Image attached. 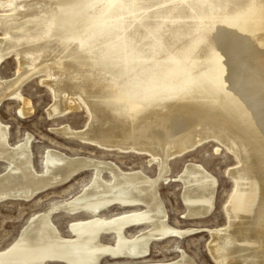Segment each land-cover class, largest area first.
I'll return each mask as SVG.
<instances>
[{
  "label": "bare ground",
  "instance_id": "6f19581e",
  "mask_svg": "<svg viewBox=\"0 0 264 264\" xmlns=\"http://www.w3.org/2000/svg\"><path fill=\"white\" fill-rule=\"evenodd\" d=\"M0 11L6 12L0 13V62L13 55L17 72L29 71L23 72L17 87L43 73L39 82L47 85L54 101L47 115L71 109L61 107L63 95L72 102L76 96L87 109L90 123L83 132L67 128L60 135L104 150L148 153V162L159 167L158 177L150 179L112 161L68 158L52 149L43 155L38 172L31 162L29 137L10 145L8 127L0 122V159L6 163L0 172V200H28L92 167L90 182L78 195L28 219L16 239L0 249V264H98L103 257L138 259L122 264H195L181 249L172 261L145 260L151 242L191 231L169 226L156 187L165 161L202 140L189 144L187 133L175 138L185 124L172 118L180 113L197 115L241 163L229 172L235 191L224 208L226 224L211 231L206 251L216 264H264V167L257 151L258 145L264 147V0H0ZM242 26L249 34V28L255 29L252 36L261 39L254 38L249 61L239 70L244 79L220 92L216 80L208 78H219L218 59ZM234 65L233 61L225 67L233 70ZM2 83L0 101L13 95L28 103L17 89L5 91ZM19 113L25 114L22 108ZM160 120L168 123L162 142L179 149L159 156L144 143L135 146L142 137H158L153 127ZM151 127L152 134H145ZM127 139L130 145L112 143ZM178 179L186 215L205 216L213 207L215 179L191 163ZM113 205L127 209L100 215ZM57 209L89 217L72 220V235L66 237L50 218ZM144 223L146 227L126 234L128 227ZM108 233L113 241L102 242L101 236Z\"/></svg>",
  "mask_w": 264,
  "mask_h": 264
},
{
  "label": "rangeland",
  "instance_id": "374dc122",
  "mask_svg": "<svg viewBox=\"0 0 264 264\" xmlns=\"http://www.w3.org/2000/svg\"><path fill=\"white\" fill-rule=\"evenodd\" d=\"M0 13L6 12L0 11ZM242 27L243 28L238 34L229 37V48L227 47V50H225L223 55L218 59L221 69L219 68V71H216L219 73L220 79L218 76L214 77V75L208 78L209 82L211 80H216L215 82L218 83L216 88H218L217 90L220 92H224L226 89L225 86L230 82L233 84L231 87H234L236 86L235 82H238L239 79H244V77L241 76L239 70L245 63L249 61V51L254 45L252 42L256 41V38H258V40L261 39V37L252 36V32H254L255 29L249 28L251 32V34H249L248 31H246V28H244L245 26ZM258 28L261 29L262 26H258ZM9 56L0 62V80L3 82L2 84L5 88V91L17 89L21 97L23 96L22 98L27 100L28 103L24 105L20 98L18 99V97H14L13 95L12 97L11 95L4 97L2 99L3 101H0V122L4 125H7L8 127L7 139L10 145L23 142L27 136L29 137L28 145L30 147L29 150L31 153L30 158L35 171L39 172L41 170V160L45 156L46 152L48 150L52 151V149H54V152H58L64 156L66 155L68 158L80 157L95 161H112L125 171L134 172L135 170H140L150 179H156L158 177L159 167L156 166L157 163L154 161L151 163L148 162L150 159L148 153L137 154L131 152L130 150L128 152H120L115 150V148L112 150H104L87 142L84 143L78 137L69 134L60 135L67 128L72 132H83L84 127L90 123L86 107L76 96H69H72L74 99V102H72L70 99H68L67 95H63L61 107L70 105L71 109L60 113V115H47L48 110H50V107L54 101L47 85L39 82L41 79H43V73H35L31 75V77L21 82L19 87H17V81H19V78L25 74L23 72L26 70L27 72L29 71L28 69L24 68V71L20 70L22 74L17 72V61L13 55ZM233 61L236 63V65L233 67V70L229 69V67H225L226 65H229V63L232 64ZM233 73L236 76L235 79H232L231 75H228ZM224 74L227 75L225 78L222 77ZM2 79H4L5 82ZM222 83L225 88L219 86V84ZM6 85H9V87ZM213 88L214 86H212V88L210 87L209 90H212ZM226 102H230L229 104H232L234 101L226 99ZM77 105L80 106L78 107ZM20 108H22L25 114L21 115L19 113ZM181 114L182 113L176 114L174 117H172L173 119H178L180 122L185 123L184 125L180 126L181 128L179 131H177L175 138L178 139L183 134L187 133L189 144L194 143V141H196V139L198 140L199 138H202V140L198 143H194V145L187 149L186 152L184 151L181 154H176L169 157L170 159L168 158L169 160H166L167 163L165 161V169L161 172L162 177L158 178L156 187H158L157 190L160 200L163 203L167 216L166 221L169 226L180 231L188 229H191V231L180 238L176 235H171L165 237L163 240L153 241V243L151 242L150 251L145 260L151 262L172 261L178 258L180 254L178 251L181 249L184 250L189 260H193L192 262L195 261V264H216L214 263V260L211 259L212 257L210 258V253L207 252L208 249L206 247L212 239L213 234L211 235V231L213 232L218 228H222L226 224L224 208L235 191V183L230 177L229 172L234 171L236 166H238L236 168H239L241 163H239L240 160L236 153H234L228 147V145L214 139L212 135L215 131L210 129V132L207 124H205V122H200L197 115H186L183 113L182 116H180ZM259 117L260 116H258V119ZM255 118L257 119V116ZM167 126L168 123L166 121L160 120L158 121V124L153 127L154 133H157V138L146 136V138L142 137L143 139L141 138L133 143H135V146L137 145V147H141L139 144L144 143L145 147H149L148 150L153 151V153H156L159 156L166 154L167 152H175L179 149L178 145H165L164 142H162L166 135L165 133L167 132ZM262 128H264V126ZM153 131L151 127L150 129H147V131H144V133H148L149 135L152 134ZM228 131L232 132L231 128H228ZM262 132H264V129H262ZM130 140L131 139L125 140V143H123L124 141L112 143L130 145V142H132V140ZM138 141L139 143H137ZM157 141L160 143H157ZM174 143L177 144V140L174 141ZM257 151L263 157L261 159L260 165L264 167V147H259L258 145ZM2 161L3 160L0 159L1 173H3V169L5 167L4 164H6L5 161ZM189 162L194 165L202 166L204 170L215 179L216 182L213 193V207H211L210 211L205 216H202L203 218L196 217L198 218L196 219L194 216L186 215L188 210L186 204L183 203L184 199L182 196V183L179 181L178 177L182 174V172H184V168L190 164ZM89 168H84L80 172L78 171L77 174L75 173V175L71 176L68 180L57 185V187L52 186L51 188L47 187L48 190L46 188L43 189L28 200L16 198H4L0 200V249L6 248L16 239L23 228V225L28 221L29 218L49 212L51 208L50 206H52L53 203L58 204L63 201H69L78 195L83 190L84 186L90 182V170L92 167ZM104 175H106V173H104ZM124 209L127 208L113 205L109 209L103 211L100 215L119 213ZM57 210L51 211L50 218L59 229L61 234L66 237L72 235L68 229V225L72 220L86 219L89 217V215L85 213L79 212L75 215H68L67 213L63 212L62 209ZM146 226L147 224L144 223L138 227H128L126 229V234L130 235V233H133L137 229ZM101 241L105 243H111L113 241L111 233L103 234L101 236ZM137 260L138 259H113L111 257H103L100 259L98 264H122ZM45 264L66 263L47 261Z\"/></svg>",
  "mask_w": 264,
  "mask_h": 264
}]
</instances>
